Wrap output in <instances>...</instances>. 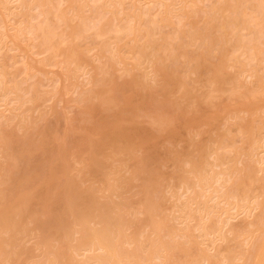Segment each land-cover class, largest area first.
Masks as SVG:
<instances>
[{
  "label": "bare ground",
  "instance_id": "bare-ground-1",
  "mask_svg": "<svg viewBox=\"0 0 264 264\" xmlns=\"http://www.w3.org/2000/svg\"><path fill=\"white\" fill-rule=\"evenodd\" d=\"M68 1L72 5V8L67 9L68 14L70 15L72 9L74 16H68L58 3V7L55 6L54 9L55 22L47 19L37 21L38 23L29 21L30 25L23 26L22 23L30 19L32 14L26 12L29 8L42 7L44 13L50 14L54 8L49 6L52 1L0 0V48L6 45L10 36V27H13L12 24L10 26L11 20L18 17L16 21L22 27L17 24L18 27L15 26L14 31L17 30L19 35H22L25 28L30 33L37 32L44 50L53 54L62 50L66 57L64 64L67 63V69L76 73L86 54L83 47L77 52L76 49L79 48H76L74 42L86 37L84 33L92 28V23H88L89 16L94 15L97 18L96 28L93 26L97 29L96 36L113 33V36L109 35V39L100 42V49L111 54L107 67H110V63L113 65L117 61L127 60L119 54L120 51H111L109 46L113 42L122 39L124 41L125 37L135 32L137 26L131 19L137 18L138 13L143 11L137 10L136 13L135 3L132 2L128 6L125 0H101V3L97 0V4H100L97 7H91V4H86L85 1L81 3V7L74 6L77 0ZM222 1L214 2L206 13L203 12L205 16L201 22L186 19L187 21L180 23L181 18L190 16V13L193 17L195 12L187 11L184 7L177 8L174 0H163L162 12L158 18L151 20V24L174 26L171 40L168 41V35L165 34L156 37L151 29L145 35L142 33L145 36L142 43L137 42L138 44L134 45V41L128 40L133 44L129 46L135 54L132 56L134 59L131 57V64L140 66L143 58H150L154 74L159 81L158 85L145 82V74H142L143 80L131 84L130 91L139 94V89L148 87L164 97L150 117V127L146 130L136 126L134 132H131L124 124H119V135L106 134L101 141H97L90 132L91 134L88 133L83 139H87L83 143L89 150L87 173L98 177L101 175L100 169L104 162L97 157V151L106 145V142H111V154L120 156V165L111 170L114 181L108 184L109 190L121 194V190L135 179L140 180L142 188L130 199L122 202L107 200V197L100 200L85 186H78L75 192H70L69 189L77 178L67 177L62 180V176H67L69 169L63 158L53 162V165L50 162L52 166L46 173L49 175L38 185H34L32 177L23 174L17 180L18 186L13 189L16 191L0 193L1 264L21 263L18 247L21 246L24 235L29 232L23 220L27 214H30V221L40 225L46 237L45 246L48 249L45 252L48 264H264V0ZM91 2L93 3L92 0ZM192 2L194 3L193 0ZM106 12H113V19H124V23L112 25L111 19L105 20ZM79 14L83 17L81 20L79 17L80 22H77L78 20H75ZM176 16L180 21H174ZM61 22L66 27L63 24L65 29L59 31L58 28L63 27ZM64 42L70 43L66 50L62 48ZM71 43L76 51H72ZM193 45H197V48H190ZM126 52L123 51L124 54ZM181 59H184L183 63ZM106 69H101V72L109 74V68ZM192 74H195L194 78H191ZM196 75L201 81L194 87L193 84H196L197 80L196 83L192 81L196 79ZM245 75L252 77L254 81L241 80V76ZM190 78L193 89L190 87ZM202 81L208 84L210 91L206 86L203 87ZM8 83L6 72L1 70L0 92L6 95L10 92ZM202 88L203 91L206 90V96L199 98L194 94V90L199 89V92L203 93ZM221 92H227L234 100L241 143H232L235 138L232 124L219 131L217 139H214L218 145L211 149H208L206 142H196L195 138H182V129L187 123V120L183 119L185 113L192 111L197 114L198 104L201 102L215 105L217 102L214 101ZM92 94L95 95L93 92ZM92 94L89 93L85 99L91 101L95 98ZM108 100L114 101L113 97ZM213 110L212 113L216 114L219 107ZM239 112L244 115H239ZM209 115L212 116L208 114L206 117L211 118ZM196 116L197 120L199 115ZM200 120L202 119H198ZM189 124L192 123L187 126ZM137 132L138 141L135 135ZM161 138H164L162 143L164 140L171 143L166 146L164 158L159 157L156 152ZM181 141L188 144L182 148H188L191 143H195L196 152L190 151L193 154L185 156L184 151L178 148V142ZM134 142L141 148H147L146 152L135 155ZM147 144L150 146H146ZM164 159L173 161L174 170L171 173L164 169ZM122 166L131 169L130 176L124 181L118 177ZM41 177L40 175V179ZM169 178L179 181L181 186L186 187L184 192L187 193L185 200L179 204L176 202L177 194H171V198H176L175 211L179 212L174 216L173 213L169 216L163 212L166 201L163 184ZM134 196L137 197L136 200L133 199ZM37 200L44 203L40 214L42 217L35 216V212L31 215L30 212L32 204ZM57 208L59 228L49 225L46 216V213ZM44 216L47 219H43ZM241 217L243 219L240 222L234 223V219ZM174 218L178 219L179 223H172ZM56 231H59V234L64 233L66 239H63V246L49 249L51 237L57 235ZM72 234H76L72 240L66 237Z\"/></svg>",
  "mask_w": 264,
  "mask_h": 264
},
{
  "label": "rangeland",
  "instance_id": "rangeland-1",
  "mask_svg": "<svg viewBox=\"0 0 264 264\" xmlns=\"http://www.w3.org/2000/svg\"><path fill=\"white\" fill-rule=\"evenodd\" d=\"M48 1H52L53 5L51 3H48L50 7L54 6L50 14L44 13V8L42 7H33L32 9L29 8L26 12H28L29 14L32 13L30 19L24 21L22 25L28 26L31 22L33 23L35 21L34 23H38L37 21L41 22L45 19H47L48 21L51 20V22H55L54 9L56 8L55 6H57L58 3L61 4L60 6L62 8H64L63 10L59 6L60 9H62L64 12H67L68 16H74V11L72 9L70 11V15L68 14L69 10L67 9L72 8V5L68 0L66 2L64 0ZM84 1L86 4H91V7H97V5H100L99 3L97 4V0H92L93 3L91 2V0H83V2L77 0L76 5L74 6L81 7V3H84ZM125 1L127 2L128 6H130L132 2L135 3L136 13L138 11H143V13H138L137 18L133 17L131 19L133 20L132 22L137 26L135 32H138L140 28L141 30L143 29L142 32L140 33V30L138 33L133 32L132 35L129 34V36L125 37L124 39V41H126L127 43H125L122 39L119 42H113V44L111 43L109 46V49L111 51H120L121 53L119 54H122V56L127 58V60L125 59L124 62L117 61V63H114L113 65H111L110 63V67H107L109 61L111 60V54H109V51L107 52L106 50L100 49V42H102V40L109 39L111 35L113 36V33H109L108 35L104 36H96L95 33L97 32V29H95V23L97 22V18L94 15L89 16L90 18L88 23H92L90 25L92 26V28H90V30H88L87 32L84 31V34H86V37L84 39H76V41L74 42V44H76V48L79 49L74 48L75 46L73 45V43H71V45H73L72 51L76 49L77 52H79V50H82L84 48L83 51L86 54V58L81 62V66L76 73H71L69 69H67V63L64 64V58L66 57L65 54L62 53L61 49L58 54H53L45 51L44 46L40 45L41 39L39 38L37 32L30 33L28 32L29 30L27 31L25 28L22 35H19V33H17V30L14 31L16 27H22V25H20L16 21L18 20V17H15V19L11 20L10 26L12 24L13 27L12 29L10 27V36L6 40V45L0 48V71L3 70L6 72L7 79H9V83L7 85L10 87V92L7 95L4 94V92H0V180L2 181L0 183V193L6 194L16 191L13 189L15 188V186H18L17 180H19L23 176V174L27 177H32L34 179V185H38L39 182L46 177V175H49L46 173L49 172L51 166L53 165V162L58 161L59 158H63L65 164L69 166L68 174L67 176H62V180H65V178L67 177L77 178L76 182L73 183L72 187L69 189L70 192H75V188H77L78 186H85L90 192L98 196L100 200H104L105 197H107V200L114 199L116 201L122 202L124 200L130 199L133 194L137 193L142 188L140 180L135 179L121 190V194H118L115 191H110L108 188V184L113 183L114 181L112 179L111 170L114 166L120 165V156L112 155V148L110 146L111 142H106V145H103V147L101 146L102 148L97 151V157L101 159L104 164L100 169L101 175L99 177L95 176L94 174L86 172V165L89 162V150L88 147H86L87 145L85 146V143H83L85 140H87L85 139L83 141V139L90 132L93 133V139L97 141H101L103 135L106 134L113 135V133H116L117 135H119V124H124L126 126L125 128H128L131 132H134L133 130L136 126L147 130L150 127V117L154 113L156 105L162 99H164V97L159 94L158 91L154 89L152 90L148 87H145L141 90L139 89V94L137 92L134 93L130 91L132 90L130 87L131 84L139 80H143L144 77L145 82H151L154 85L159 82L157 76L154 74L153 65L150 58H143L140 66L134 65V63L131 64L133 62L132 60L134 59L132 56H134L135 54L131 51L130 46L133 45L132 43H134V45L142 43L145 38L142 33H144L145 35L150 29L156 37H159L161 34H165L166 36L168 35L167 40L169 41L171 40L170 38L174 35V26L151 24L152 19H156L160 16L164 4L163 3L161 5V2H163V0H159L160 2L158 0ZM174 1L177 8L184 7L185 10H190V12H195L197 14L196 15L194 13L193 17H191L192 13H190V16L181 18L180 20L182 21H180L177 17L179 14H176L177 16L175 17L174 21L177 22L178 20L180 21V23L190 19H196L201 22L203 17L205 16L203 12L206 13L207 9H209L214 2H223L222 0H219V2L218 0H212L213 2L211 0H200V2L199 0H193L194 3L192 2V0H188L190 3H188L187 0ZM99 2L101 3V0ZM186 3L191 6H186ZM137 4L139 7L137 6ZM49 6L47 8H49ZM67 6H69V8H67ZM145 12L146 14H144ZM105 16V20H107V18L111 19L110 23L112 25H122L124 23V19L123 21H121L122 19L119 20L120 18L113 19V12H106ZM79 17L81 20L83 15H77L75 21H77ZM31 18L33 20H31ZM80 20H78L77 22H80ZM137 21L139 22V24ZM144 21L147 22L145 23ZM140 23L142 24L141 26ZM17 24L19 25L17 26ZM63 24L64 23L62 22L60 24L63 27L59 25V31L63 30V28L65 29L66 25L64 24V27ZM93 26L95 28H93ZM138 34L142 35L139 36ZM135 37H137V41L133 40ZM128 40L134 42L129 43ZM121 42H124V44H122ZM68 43L64 42L62 44V48L64 50H66L68 46H70V43ZM125 44L128 45L125 46ZM81 47L83 48L81 49ZM113 47L115 48L113 49ZM120 48L123 50L121 51ZM190 48L195 49L197 48V45H193ZM126 50H128V53L126 52ZM123 51H125L126 53L124 54ZM131 57L133 59H131ZM182 60L184 59H181V63H183ZM106 67L107 69H110H108L109 74L106 72L109 76H107L106 73H103L104 71L101 72V69H106ZM142 74H145V76L142 77ZM194 75L195 74H192L191 78H194ZM191 78L189 80L190 87L193 89L192 82H195L197 80V83L195 82L196 84H193V86L195 87V85H197L201 80L198 75H196V79L192 82ZM241 80L254 81L252 77H248L247 75L241 76ZM202 83L204 84L203 87L208 86L206 82L202 81ZM102 88L106 89L104 90ZM197 88L200 89V87ZM199 89L194 90L195 93L194 91L193 93L199 98L205 97L206 95H204V91L206 90L203 91L202 88V93L201 91L199 92ZM88 92L90 94H92V92L95 94H92L93 96H95V98H92L91 101L85 99L88 97ZM106 92L108 94H106ZM102 93H104L105 95H102ZM136 94H138L137 98L135 97ZM178 95L179 94H177L176 96ZM219 96H217L219 101L218 99H216L217 101H214L217 102L215 103V105H210L206 102H201L200 104H198V119L201 118L202 120L200 121L202 122L198 121V119L196 120V112L189 111L187 114L185 113L183 119H186L187 123L184 129H182V138H195L194 141L196 142H206V145H208V149H211L212 147L218 145V142H215V140L217 139L219 131L232 124V130L235 134V138L232 143L233 145H239L241 143V137L238 136L240 134L239 131H237V123L239 121V118L235 116V107L233 106L234 100L230 95L227 94V92H221L219 93ZM109 97H113L114 101L108 100ZM128 98L131 99L128 100ZM226 98L229 100H227ZM218 107L219 112L216 114L212 113L214 112L213 109ZM220 107L222 108V112L220 111ZM208 114H212V116L209 115L211 118L206 117L208 116ZM213 114L215 115V117H213ZM239 115L243 116L244 114L243 112H239ZM205 117L207 118V121L211 119L210 122L205 121ZM188 123L192 124H189V126H187ZM135 135L137 136L136 141H138V132ZM182 138L180 140H182ZM163 139L161 138L159 145L156 146V152L161 158L165 157L164 152L167 148L166 146L171 144L168 140H164L162 143ZM135 144L136 143L134 142L133 153L135 155H141V152L142 154L146 152L147 148H141L138 143L136 144L138 146L137 147L135 146ZM178 144V148L184 151L185 156L196 152L197 145L195 143H191V146L188 148H182L183 146L187 147L188 145L184 141L178 142ZM146 146L150 145L147 144ZM190 151H192L193 153H190ZM13 155H15V157H13ZM50 162H52V165ZM173 165L174 164L172 160L164 159V169L167 172L171 173L174 170ZM185 168H187V166H185ZM82 170L85 171L82 172ZM130 174L131 169L127 166H122L118 177L121 179V181H124L126 177L130 176ZM40 175L42 176L41 179ZM163 190L166 197L163 212H165L169 216H171L172 213L173 216L178 215L179 212L175 211L176 207L174 200L177 198L176 202L178 204L181 201L185 200L187 193H185L184 191L186 190V187L181 186L179 181L169 178L166 180V182H164ZM174 192L177 194V196L176 198H171V194ZM178 196H181V198H178ZM133 199L136 200L137 197L134 196ZM43 204L44 203L39 200H37V202H34L30 209V212L32 213L31 215H34L35 212V216L42 217V215L40 214L43 211ZM29 215L30 214H27L26 217H23V220L26 223L29 232L24 235L22 244L18 247V251L21 252L20 258H22L20 264H48L47 254L45 252V250L48 249L47 246H45V243L47 241L45 239L46 237L44 236V233H42L43 231H41L40 225L33 222L32 220L30 221L31 217L29 218ZM52 215L54 218H52ZM58 215V208L52 212L46 213V216L49 220H46L47 223L52 227L59 228ZM46 216H44L43 219H47L45 218ZM242 219V217L236 218L233 221L234 223H238ZM171 222H176L177 224L179 223V220L174 218V220H172ZM71 228L72 230H74V226L72 223ZM56 232L57 235L51 237L49 249L61 247V245L63 246V239H66L64 233L59 234V231ZM75 235L76 234H72L71 236L66 235V237H70V240H72V237H75ZM23 249H25V251ZM81 254L82 253L80 252V257L82 256Z\"/></svg>",
  "mask_w": 264,
  "mask_h": 264
}]
</instances>
